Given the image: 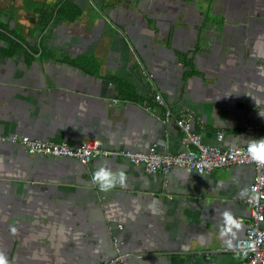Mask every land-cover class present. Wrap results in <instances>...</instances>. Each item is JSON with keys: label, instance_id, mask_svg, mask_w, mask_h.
<instances>
[{"label": "crops", "instance_id": "1", "mask_svg": "<svg viewBox=\"0 0 264 264\" xmlns=\"http://www.w3.org/2000/svg\"><path fill=\"white\" fill-rule=\"evenodd\" d=\"M184 113L208 145L264 138V0H0V138L173 154ZM101 167L123 183L102 189ZM254 175L252 164H81L0 139V253L8 264L240 261Z\"/></svg>", "mask_w": 264, "mask_h": 264}, {"label": "built area", "instance_id": "2", "mask_svg": "<svg viewBox=\"0 0 264 264\" xmlns=\"http://www.w3.org/2000/svg\"><path fill=\"white\" fill-rule=\"evenodd\" d=\"M154 100L163 103L160 94H154ZM189 113L180 114L175 122L182 131L184 149L177 153H160L154 147L147 152H133L129 150H110L102 147L98 139H89L78 144L67 142H48L30 138L27 135L2 136L1 140L17 142L28 153L53 157L74 158L81 164L89 163L96 157L118 156L133 165H140L148 173H167L174 168L194 169L198 173H208L215 169H226L232 165L252 164L255 175L249 185L245 203L249 208L250 224L245 234L236 239L233 249L245 253L243 260L229 264H264V230L261 223L264 220V167L257 165L247 152V145L239 147L221 148L208 145L201 141L200 136L191 128ZM170 113L167 111L163 122L168 121ZM125 256L110 259L102 264H127Z\"/></svg>", "mask_w": 264, "mask_h": 264}, {"label": "clouds", "instance_id": "3", "mask_svg": "<svg viewBox=\"0 0 264 264\" xmlns=\"http://www.w3.org/2000/svg\"><path fill=\"white\" fill-rule=\"evenodd\" d=\"M247 152L257 165L264 167V138L250 139L247 145ZM93 181L99 183L102 189L107 190L114 187L117 181L123 183L124 174L123 172L117 174L110 169L101 167L93 174ZM223 218L230 227H235L237 229L241 227V224L233 218L230 212L225 211L223 213ZM0 264H8V261L2 253H0Z\"/></svg>", "mask_w": 264, "mask_h": 264}]
</instances>
